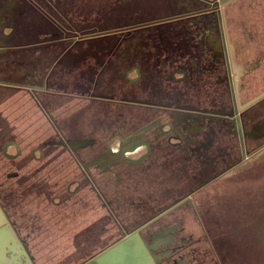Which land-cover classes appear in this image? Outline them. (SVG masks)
Returning a JSON list of instances; mask_svg holds the SVG:
<instances>
[{"label":"flooded vegetation","instance_id":"flooded-vegetation-1","mask_svg":"<svg viewBox=\"0 0 264 264\" xmlns=\"http://www.w3.org/2000/svg\"><path fill=\"white\" fill-rule=\"evenodd\" d=\"M29 1L0 0V93H8L0 94V115L4 118L0 120V158L9 180L0 189L4 257L11 260L9 264H36L31 247L33 229H29L35 224L30 219L29 202H36L34 207L48 217L61 207L87 206L89 194L106 208L97 219L100 224L107 226L112 217L120 233L106 244L107 227L101 233L93 228L97 223H90V213L84 236L91 234V241L102 240L104 247L82 256L87 261L81 264L134 236L152 258L159 259L157 264H188L174 258L188 242L184 237L175 238V212L178 208L195 211L191 201L194 192L236 167L252 153L253 145L264 146V118L255 124L248 121L253 108L264 103V96L253 102L264 92L242 101L240 85L232 81L230 73L238 52L230 47L227 32L239 29L244 18L239 14L226 23V8L236 0H97L106 5L94 14L102 12L107 17L96 20L97 14V22L81 15L94 3L51 0L52 5H45L48 9L41 6L37 11L41 18H48L43 23L50 29L44 31V27L45 35L38 41L26 39L18 44L28 32ZM51 10L64 16V25L55 26ZM100 22L109 26L102 27ZM100 39L112 40L107 53L101 49L95 55H84L79 74L69 65L62 69L66 74L55 80L65 83L66 75L71 74L70 89L50 84L63 57L83 43ZM4 74L11 77L6 79ZM102 78H117L115 81L123 84L121 94L133 100L111 98L101 91L96 94L99 84H105ZM194 80L204 82L201 90L209 99L201 94L206 101L193 102L199 96L190 89L197 84ZM17 91L23 92L21 125L29 127L28 114L34 109L50 131L36 143L28 141L30 150L25 155L23 141L15 138L9 124L10 112L2 107ZM178 91L186 93L182 102L168 100ZM65 98L83 99L85 106L70 120L58 121L52 114L61 106L65 108V101H61ZM121 107L127 108V113L119 112ZM90 122L95 124L85 127ZM168 162L194 169L193 175L183 178L181 192L141 191L131 200L127 223H122L111 209L108 179L126 170L144 174L157 168L166 173ZM15 197L23 202L17 205ZM24 220L22 227L19 221Z\"/></svg>","mask_w":264,"mask_h":264},{"label":"rangeland","instance_id":"rangeland-1","mask_svg":"<svg viewBox=\"0 0 264 264\" xmlns=\"http://www.w3.org/2000/svg\"><path fill=\"white\" fill-rule=\"evenodd\" d=\"M50 1L30 0L27 3L31 11L26 22L28 32L25 34L24 40L17 41L18 44L26 42V39H28V42L38 41L40 36L45 35H42L44 33L43 28L45 27L44 31L50 29H47L43 23L49 21L48 18H45V20L37 13L38 8L41 6L52 5L49 3ZM52 1L56 3V0ZM95 2L92 6L93 12L88 11L87 16L93 17L91 18L93 22L97 14L100 16L96 17V20H106L107 17L102 12L94 14L99 6L101 8L106 3L102 1ZM226 11L228 12L226 23L232 20L233 17L239 18V14L244 15L242 21L239 20L242 22L241 27L235 31L230 30L229 32L228 30L227 37L231 42L230 47L235 48V53L238 52V57L234 59L233 66H230L231 78L237 86L240 85V98L245 102L264 92V0H236L234 4L227 6ZM71 13L70 11L67 15L70 16ZM49 14L55 16V26L65 24L63 15L53 12V10ZM108 19H111V17L109 16ZM77 21L81 22L80 19H77ZM115 23H117V20ZM100 25L102 27L109 26V24H102L101 22ZM186 37L189 39L192 36L187 35ZM83 44L85 45L71 50L67 56L58 62L57 68L51 77V85H62L64 88L70 89L72 79L69 76L71 74L66 75L67 82L55 83V80H60V75L66 74L62 69L71 65L74 66L76 74H79L84 63L83 56L95 55L97 50L101 49L103 51L106 49L107 53L111 48L112 40L100 39ZM18 58L22 59L23 57L20 55ZM48 64H52V62ZM234 74L235 79L233 78ZM4 76L9 79L11 74H4ZM116 79H100L105 84L100 83L95 93L101 91L111 98L133 100L121 94L123 89L120 86L123 84L121 81H115ZM196 83L190 86L194 93L199 94L193 102H204L206 99L203 96L200 97L201 94L206 96L205 92L201 90L204 82L198 83L196 81ZM117 87L121 89L117 90ZM220 87V90L223 89V85ZM22 91L14 93L12 98L7 100L2 107L10 112L9 119L12 122L9 124L13 126L15 138L23 141L22 154L25 155L30 150L26 147L28 141L36 143L48 136L50 131L49 124L34 109H31L28 114L29 127L25 128L26 126L21 125L22 117L19 106L21 105ZM54 91L57 93L60 90ZM185 94V92H174L173 98H168V100L182 102L186 97ZM206 97L208 98V95ZM65 99L61 100L62 103L65 101V108L61 106L52 114V117L58 121L70 120L71 115L76 110L82 109L80 107L85 104L83 99ZM144 99L147 100L148 98L144 97ZM1 100L0 96V102ZM30 106H32L31 103H29ZM121 109L119 112L127 113L128 111L127 108ZM253 110L255 112H252L251 119L248 118V121L255 124L264 118V103L257 108H253ZM0 120L4 121L2 115H0ZM91 124L95 123L90 122L85 127L90 128ZM22 129L26 130L21 131ZM252 148V153L238 163L236 167L216 180L205 183L204 186L191 195L195 211L178 208L175 212L173 216L176 218V221L173 222L176 225L175 238L184 237L188 241L184 248L180 246V250H182L174 256L175 259H182L188 264H264V146L253 145ZM3 163L0 158V189L4 188L5 184H8L7 181H9L5 178ZM193 170L191 167L187 168L181 166V164H169L168 162V172L166 173L153 168L144 174L134 170H126L121 172L118 177H110L106 192L111 198V209L114 215L126 224L129 211L132 208L131 200H134V196L136 198L140 196L141 191L146 193L153 190L162 192L166 189H168V194L173 193L176 195L177 192H181L185 184L183 178L186 179L185 176L193 175ZM193 186L196 185L193 184ZM86 198L88 199L87 206L78 203L69 206V208L61 207V210L58 209L60 212L57 211V214L48 217H45L40 210L34 207L36 202H29L30 219L35 224L34 227H29V229H33L31 247L36 256V264H81L87 261L81 257L90 256L104 247L102 240L91 241V234L84 236L83 232L89 228L87 224L93 221L94 225L97 223L93 228L100 230V233L101 229L104 230L107 227L108 241L106 244H111L119 235L120 228L116 226L112 217L107 220V226L101 225L100 221L97 220L101 218L100 216L106 208H101L98 204L99 201L92 195L88 194ZM15 199L17 205L23 202L19 201L17 197ZM90 213H93L91 221ZM19 223L24 227L25 220L19 221ZM105 233L101 234L104 236L103 238L106 237Z\"/></svg>","mask_w":264,"mask_h":264},{"label":"water","instance_id":"water-1","mask_svg":"<svg viewBox=\"0 0 264 264\" xmlns=\"http://www.w3.org/2000/svg\"><path fill=\"white\" fill-rule=\"evenodd\" d=\"M263 96L264 93L253 102ZM0 234H2L1 231ZM158 261L159 259L150 256L140 238L134 236L113 245L86 264H157ZM10 262L11 260L4 257L3 247L0 244V264H9Z\"/></svg>","mask_w":264,"mask_h":264},{"label":"crops","instance_id":"crops-1","mask_svg":"<svg viewBox=\"0 0 264 264\" xmlns=\"http://www.w3.org/2000/svg\"><path fill=\"white\" fill-rule=\"evenodd\" d=\"M96 1H97V0H96ZM82 2H83L84 4H87V3H88V4H89V3H90V4H91V3H94L93 0H83ZM99 3H101V2H99ZM86 10H87V11H86ZM86 10L82 11V12H81V15L84 14L85 16H87V12H88V10H93L92 5H91L90 7H88ZM85 16H84V17H85ZM87 18H89V17H87Z\"/></svg>","mask_w":264,"mask_h":264}]
</instances>
